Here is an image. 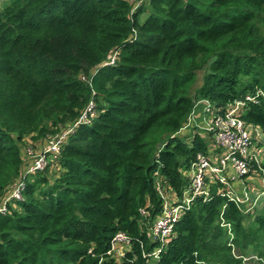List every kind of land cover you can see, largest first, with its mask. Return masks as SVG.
I'll use <instances>...</instances> for the list:
<instances>
[{
    "label": "trees",
    "instance_id": "1",
    "mask_svg": "<svg viewBox=\"0 0 264 264\" xmlns=\"http://www.w3.org/2000/svg\"><path fill=\"white\" fill-rule=\"evenodd\" d=\"M136 2L10 0L0 10V205L30 164L28 146H44L90 101L97 111L0 213V264H150L141 242L158 246L147 231L163 210L156 173L181 194L209 152L203 132L186 128L196 104L224 109L264 92V0ZM243 119L264 136V97ZM118 232L134 244L119 262L107 254ZM155 264H264V205L247 215L216 192L197 200Z\"/></svg>",
    "mask_w": 264,
    "mask_h": 264
},
{
    "label": "built area",
    "instance_id": "2",
    "mask_svg": "<svg viewBox=\"0 0 264 264\" xmlns=\"http://www.w3.org/2000/svg\"><path fill=\"white\" fill-rule=\"evenodd\" d=\"M145 1L147 0H137L135 9L143 5ZM115 62L116 56L106 65H114ZM260 96L264 97L262 90L218 110H212L208 101H199L196 104L186 128L194 125L203 132V137L207 139L209 152L208 154L200 153L197 156L188 173V184L181 194L164 185V178L156 173L155 185L163 200V210L147 231L151 241L157 243L158 246L152 252L147 253L141 242L142 257L146 258L150 264H155L159 260L162 250L175 235L176 225L197 200L211 201L216 192L227 198L229 202H234L238 209L247 215L253 214L254 210L264 205V170L260 163L264 160L262 159L264 147L258 146L260 140H263L261 137H264L257 127L261 134L256 144L253 132L256 126L243 119L248 103L255 102ZM201 104L204 105L203 111L200 109ZM95 107L94 101H90L78 119L55 136L50 137L42 149L35 150L32 146L26 149V156L31 160L30 164L3 200L0 213H7L9 204L22 200L26 185L25 177L45 170L57 158L63 144L76 128L90 123L96 117ZM254 166L259 169H255ZM141 215L145 220L146 210L142 209ZM143 220H141L142 223L146 225ZM133 245V240L128 235L118 232L107 254L119 262L126 252H132ZM252 258L257 259L255 255Z\"/></svg>",
    "mask_w": 264,
    "mask_h": 264
},
{
    "label": "rangeland",
    "instance_id": "3",
    "mask_svg": "<svg viewBox=\"0 0 264 264\" xmlns=\"http://www.w3.org/2000/svg\"><path fill=\"white\" fill-rule=\"evenodd\" d=\"M9 2H10V0H0V10H3L4 9V7H6L8 4H9ZM202 74L203 73H200L199 74V78H198V82H197V85L199 86V85H201V83H202ZM253 132H254V135H255V137H254V141H256V144L258 143V136L261 134V132H260V130L257 128V127H255L254 129H253ZM261 137V136H260ZM264 137V136H263ZM261 139H263V140H260L261 142H263L264 141V138H262L261 137ZM212 141H213V139H212ZM259 144V143H258ZM32 145V144H31ZM259 146V145H258ZM28 147H30V146H28ZM27 147V148H28ZM260 159H261V157H260ZM262 159H264V153H263V155H262ZM263 162H264V160H263ZM261 163V165H262V162H260ZM53 170H52V172L53 173H55L56 172V168L55 167H53L52 168ZM263 203H264V200H263Z\"/></svg>",
    "mask_w": 264,
    "mask_h": 264
},
{
    "label": "crops",
    "instance_id": "4",
    "mask_svg": "<svg viewBox=\"0 0 264 264\" xmlns=\"http://www.w3.org/2000/svg\"><path fill=\"white\" fill-rule=\"evenodd\" d=\"M39 147H40V148H39L38 150L42 149L44 146H42V147H41V146H39ZM36 150H37V149H36Z\"/></svg>",
    "mask_w": 264,
    "mask_h": 264
}]
</instances>
